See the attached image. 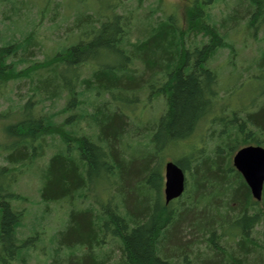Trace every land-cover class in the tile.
Returning a JSON list of instances; mask_svg holds the SVG:
<instances>
[{"label":"trees","instance_id":"obj_1","mask_svg":"<svg viewBox=\"0 0 264 264\" xmlns=\"http://www.w3.org/2000/svg\"><path fill=\"white\" fill-rule=\"evenodd\" d=\"M215 1L194 2L185 32L169 16L149 24L144 39L131 42L133 18L110 15L119 7L113 0L107 10L99 5L97 12L78 13L69 35L75 41L61 43L43 61L25 59L41 44L36 33L0 44V91L10 81L30 84V96L20 107L23 118L6 127L11 142L5 146V161L14 166H0V179H11L16 168L42 157L46 138L58 136L61 146L48 160L37 220L55 205L63 213L54 209L62 215L59 223L66 222L65 229L59 224L53 230L39 222L33 236L20 240L26 213L13 207L18 197L4 181L0 264H28L33 254L43 256L35 258L37 264H264V190L256 201L231 164L237 148L264 147V104L257 106L264 96L251 110L243 107L229 118L222 113L212 119L219 125L209 137L213 150L175 153L189 181L184 194L169 204L162 194L161 170L169 149L188 140L213 112L218 77L208 62L226 45L225 28L241 20L254 32L264 25V0H239L227 18L211 23L206 8ZM199 35L207 38L202 47L192 42ZM87 66L91 75L83 80ZM65 94L62 110L42 109ZM88 94L94 98L91 114L83 108ZM144 96L162 97L165 109L152 128L151 142H135L143 151L124 160L120 147L126 151L134 145L124 137L126 119ZM10 115L12 107L0 112V119ZM86 118L92 135L78 128ZM134 134L129 130L128 136ZM135 158L141 160L131 171ZM43 235L47 240H40Z\"/></svg>","mask_w":264,"mask_h":264},{"label":"rangeland","instance_id":"obj_2","mask_svg":"<svg viewBox=\"0 0 264 264\" xmlns=\"http://www.w3.org/2000/svg\"><path fill=\"white\" fill-rule=\"evenodd\" d=\"M111 1L113 0H2L0 1V44H4L7 41L20 42L27 32L36 33L41 44L33 48L31 55H25L27 58L24 56L23 58L30 61H43L48 55L55 53L61 43L67 44L75 41L69 35H72V29L74 31L73 24L78 13H85L86 11L89 13L97 12L100 6L103 10H107V6ZM117 1L119 2L118 9L116 11L111 10L108 13L110 15L132 16L133 24L129 29V39L131 42H135L145 38L146 31L150 28L149 24L156 20L167 19L169 16L175 17L181 31H187L189 27L188 12L196 0ZM238 2L239 0H216L206 8V15L210 17L211 23L221 22L228 17L231 11H234L239 6ZM228 27L224 31L226 45L220 48L208 62L209 67L217 72L218 77L216 85L218 97L214 103L213 112L210 117L199 125L188 140L183 141L177 148L169 149L168 152H171V155L167 153L161 170L163 174L162 194L165 189V164L169 161H176L175 158L179 159L181 157L180 155L175 156V153H185V151H189L192 148L206 149L208 152L213 150L214 143L212 142L213 140L210 141L209 137H211L212 130L219 128V125L213 123L212 119L222 113L224 117L229 118L232 115V111H239V108L243 107L251 110L253 108L252 103L255 104L258 98L260 99L263 98L261 96H264V25H262L259 32H254V29L248 25L247 20L236 22V25L230 29ZM192 42L202 47L207 42V38L199 35L194 37ZM188 48L192 49L191 46ZM18 66L19 68H23L26 64ZM91 70L90 66L84 67L81 79L88 78L91 75ZM29 88L30 84L28 80H18L10 81L0 91V112H4L12 107L14 113V115L0 119V166L11 168L14 166L5 161L7 157L5 146L11 142L6 133V127L8 124L14 123L16 119L23 118L20 107L30 96ZM84 99L89 102L88 106L83 107L84 110L87 114L93 113L92 104L90 105V103H93L94 98L88 94L84 96ZM142 100L135 107L134 113H130V118L126 119L127 133L124 134V137L130 138L129 141L134 143V145L130 149H127L130 152L120 147L122 151L120 153L124 160H129V153L131 152L138 154V152L143 151L142 146L139 147L135 142L142 144L151 142L152 128L165 109L162 97L149 99L148 96H144ZM66 103L67 98L65 94L64 98H61L55 104L47 101L43 104L42 109L47 112L50 111V113H56L62 110ZM263 104L264 100H261L257 105L259 109ZM40 109L38 108L39 112ZM16 112L18 113L16 114ZM78 128L84 134H93L89 118L81 120ZM129 130L136 131V135L128 136ZM94 139L97 140L96 136H94ZM46 142L48 149L45 148L46 150L43 151L45 154L42 157L23 166V168L18 167L19 170L16 168V171H12L13 176L11 179H0V184L6 181V185L4 186L18 197L17 200L12 201L13 207L16 210H24L26 213L22 220V225L18 230L20 240L33 236L35 229L33 225L36 224L38 226L39 222L52 230L58 227L59 224L60 227L58 229L61 227L63 229L66 228V222L62 221L59 223L63 213L60 208H55V205H51V207L60 210L62 215L57 216L55 210L51 209L50 213L48 212L46 216L42 214V217L37 220V215L41 210L40 203L43 202L40 189L46 183V172L49 167V165L47 166L48 160L61 144L58 136L53 138L47 137ZM238 150L237 148L231 156L232 166H234L233 159ZM140 160L139 158L134 159V161L138 162L132 163L135 165L131 171L137 170ZM125 164L127 165L128 163L125 161ZM115 180L117 183H120L118 175ZM188 181L187 177L186 183ZM111 183H113V180ZM135 195L133 196L139 197L137 193ZM42 206L45 207V204L43 203ZM257 231H260V229H257ZM43 238L47 240L45 235L40 240H43ZM34 242L39 246L41 245V243L38 244V238ZM39 251L40 248L38 249ZM37 256L42 260L43 256L41 254H33L28 264H37L38 262L35 259Z\"/></svg>","mask_w":264,"mask_h":264},{"label":"water","instance_id":"obj_3","mask_svg":"<svg viewBox=\"0 0 264 264\" xmlns=\"http://www.w3.org/2000/svg\"><path fill=\"white\" fill-rule=\"evenodd\" d=\"M235 169L242 175L256 201H261L264 190V147L245 146L233 159ZM186 189V174L176 161L165 164V202L180 198Z\"/></svg>","mask_w":264,"mask_h":264}]
</instances>
